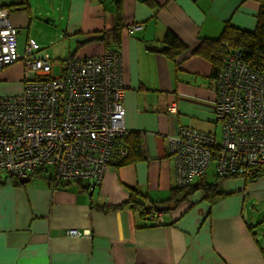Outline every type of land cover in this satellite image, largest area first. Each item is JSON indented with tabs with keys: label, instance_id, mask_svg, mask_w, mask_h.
I'll return each instance as SVG.
<instances>
[{
	"label": "crops",
	"instance_id": "1",
	"mask_svg": "<svg viewBox=\"0 0 264 264\" xmlns=\"http://www.w3.org/2000/svg\"><path fill=\"white\" fill-rule=\"evenodd\" d=\"M23 2L28 7L10 10L18 34L37 16L52 17L58 25L55 46L66 42L71 54L80 57L108 49L100 38L114 27L119 0H0V5ZM120 2L125 26L139 22L143 27L127 34L120 50L107 51L118 54L123 63L125 127L142 132L151 160L108 169L92 193L81 190L78 180L52 185L54 170L29 175L28 183L1 176L6 184L0 185V264H264V175L255 181L224 180L223 196L213 208L199 191L189 197L197 205L173 225L168 223L177 211L163 216L165 225L145 227L130 208H99L125 202L128 186H140L153 199L167 198L176 184L166 136L180 125L209 129L215 123L212 64L191 56L176 68L158 51L165 34L172 31L194 48L204 38H218L226 22L254 30L259 2ZM64 49L61 46L57 56H64ZM24 70L17 62L0 71V95L22 91ZM172 101L179 103L176 114L168 112ZM69 228L87 234L70 237Z\"/></svg>",
	"mask_w": 264,
	"mask_h": 264
},
{
	"label": "built area",
	"instance_id": "2",
	"mask_svg": "<svg viewBox=\"0 0 264 264\" xmlns=\"http://www.w3.org/2000/svg\"><path fill=\"white\" fill-rule=\"evenodd\" d=\"M138 26L128 27L129 32L143 27ZM241 56L240 50L230 54L215 79L220 136L214 126L193 125H180L166 136L178 186L202 176L214 159L219 175L264 169V72ZM17 62L25 67L22 91L0 95V177L20 179L51 166L57 179L97 187L112 168L116 136L126 132L121 58L107 50L74 56L56 76L50 54L35 38L27 39L24 54L19 52L18 28L10 11L0 8V71ZM178 106L170 102L168 112L176 114ZM66 234L87 232L69 228Z\"/></svg>",
	"mask_w": 264,
	"mask_h": 264
},
{
	"label": "trees",
	"instance_id": "3",
	"mask_svg": "<svg viewBox=\"0 0 264 264\" xmlns=\"http://www.w3.org/2000/svg\"><path fill=\"white\" fill-rule=\"evenodd\" d=\"M259 2L258 24L254 30H248L233 25L231 22H226L221 35L218 38H204L199 44L191 48L185 43L176 33L168 31L164 37V46L158 51L176 67L186 61L191 56H200L208 60L212 64V73L210 78L215 80L219 72L225 67L230 54L236 50L242 52L240 57L245 60L247 64L258 68L264 72V0H257ZM151 4L150 1H147ZM117 9L115 10V23L112 29L105 30L102 33L100 40L106 45L107 50H120L123 47L124 39L129 34L128 27L123 22V12L121 2H117ZM155 5V4H151ZM14 6L19 8L28 7L26 3H14L7 5H0V8H7L9 11ZM29 38V37H28ZM27 38V39H28ZM75 56L72 53L68 59H60L61 62L66 61ZM196 127V126H195ZM217 132V136L221 134ZM118 141L114 144V153L110 164L112 167L120 168L123 166L131 165L139 161H150L151 158L147 152L144 144L143 134L140 131H126L118 136ZM168 147V146H167ZM169 152V151H168ZM169 155H172L169 152ZM214 159V157H213ZM215 160V159H214ZM213 160V163H214ZM45 171V167L37 169L31 173V176H40ZM176 166H175V179H176ZM264 175V169H260L254 173L244 175L227 174L219 175L215 173V179L211 182L208 180V172L188 185L173 186L168 192L167 198L163 200L153 199L145 190L140 186H128L129 198L119 204L99 205V208L105 212L116 211L119 209L130 208L141 220L145 222V227H156L165 225L163 221H159L160 216L167 215L169 211H177V217L168 224H175V222L193 209L197 203L189 202V197L195 195L199 191L204 192V201H207L213 208L217 201L223 196L220 191V184L228 178H245L247 181H255ZM14 183L19 179L15 176ZM18 179V180H17ZM49 180L54 186H66L72 181H63L57 179L53 173ZM75 183V182H74ZM6 184V181L0 177V185ZM81 190L93 192L91 186L85 182H78ZM98 185V184H97ZM157 202H163L171 206L169 211L158 212L155 209ZM212 213V211H211ZM159 222V223H158Z\"/></svg>",
	"mask_w": 264,
	"mask_h": 264
},
{
	"label": "rangeland",
	"instance_id": "4",
	"mask_svg": "<svg viewBox=\"0 0 264 264\" xmlns=\"http://www.w3.org/2000/svg\"><path fill=\"white\" fill-rule=\"evenodd\" d=\"M11 19V17H10ZM36 19V18H35ZM53 18L52 17H41L39 18V16H37V19L35 20V22L30 25V27L28 28H20L19 29V34H18V40H19V52L24 54L25 53V46H26V40L27 37H33L35 38L40 45L42 46V48H45V51L51 54L52 57V61H53V74L54 75H61L63 69L66 67L65 63L66 61L63 62V66H62V62L60 61V59H68L71 55V51L69 50V48H66L67 44L66 42H63L62 44L55 46L58 42V25L55 22H53ZM11 22L12 19H11ZM138 25H142L139 22L138 23H133L128 27H135ZM143 26V25H142ZM139 28V26L137 27ZM105 31V30H104ZM65 46L64 51H66V54L64 56H57V54L59 53V48H61V46ZM106 51H104L103 53H99V54H93V55H85V56H99L102 54H105ZM233 57V56H232ZM231 57V59H232ZM108 63L111 65V69L116 67V62L113 60L108 59ZM216 97H217V89H216ZM229 111H231L232 109L229 108ZM77 111V110H76ZM80 111V110H79ZM126 112V110H125ZM214 114H215V123H213L211 125V128L214 126L216 133L220 132L218 127H221L220 122L217 120L216 117V112L214 110ZM199 128V127H197ZM209 128V129H211ZM199 129H203V128H199ZM209 129H205V130H209ZM128 129H126L127 131ZM118 135L116 136V139L114 141V143L116 141H118ZM167 141V140H166ZM43 157V156H41ZM52 167L48 166L46 168V171H44V173L47 175L48 173L52 172ZM208 172V180L209 181H213L215 179V173H216V166L214 163L211 164V166L209 167V169L207 170ZM9 179L11 180L12 177H9ZM204 199V197H203ZM210 216V214H209ZM167 218L170 217V214L167 213L166 215ZM159 223V222H158ZM262 225H264V221L261 223ZM264 229V226H263ZM85 232V231H82Z\"/></svg>",
	"mask_w": 264,
	"mask_h": 264
},
{
	"label": "water",
	"instance_id": "5",
	"mask_svg": "<svg viewBox=\"0 0 264 264\" xmlns=\"http://www.w3.org/2000/svg\"><path fill=\"white\" fill-rule=\"evenodd\" d=\"M30 181H31V176L21 177L19 179L20 183H28ZM155 209L158 212L169 211V210H171V206L169 204H166V203H163V202H157L155 204Z\"/></svg>",
	"mask_w": 264,
	"mask_h": 264
},
{
	"label": "clouds",
	"instance_id": "6",
	"mask_svg": "<svg viewBox=\"0 0 264 264\" xmlns=\"http://www.w3.org/2000/svg\"><path fill=\"white\" fill-rule=\"evenodd\" d=\"M176 166V165H175ZM162 217V221H163V216H161Z\"/></svg>",
	"mask_w": 264,
	"mask_h": 264
},
{
	"label": "bare ground",
	"instance_id": "7",
	"mask_svg": "<svg viewBox=\"0 0 264 264\" xmlns=\"http://www.w3.org/2000/svg\"><path fill=\"white\" fill-rule=\"evenodd\" d=\"M124 118H125V116H124ZM124 118H123V122H124Z\"/></svg>",
	"mask_w": 264,
	"mask_h": 264
}]
</instances>
